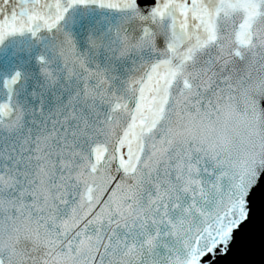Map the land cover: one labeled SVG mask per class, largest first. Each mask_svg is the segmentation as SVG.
Instances as JSON below:
<instances>
[{
  "label": "snow or ice",
  "instance_id": "obj_1",
  "mask_svg": "<svg viewBox=\"0 0 264 264\" xmlns=\"http://www.w3.org/2000/svg\"><path fill=\"white\" fill-rule=\"evenodd\" d=\"M0 264H264V0H0Z\"/></svg>",
  "mask_w": 264,
  "mask_h": 264
}]
</instances>
